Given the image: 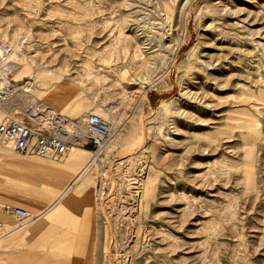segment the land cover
<instances>
[{
  "label": "rangeland",
  "instance_id": "1",
  "mask_svg": "<svg viewBox=\"0 0 264 264\" xmlns=\"http://www.w3.org/2000/svg\"><path fill=\"white\" fill-rule=\"evenodd\" d=\"M0 43L11 47L0 72L31 84L21 105L40 123L53 128L52 111L108 120L103 148L74 132L59 160L81 149L84 163L100 161L85 172L90 264H264V0H0ZM88 61L107 76L81 77ZM12 199L28 221L44 207ZM83 213L70 219L87 226ZM58 223L34 260L85 264L84 249L53 247Z\"/></svg>",
  "mask_w": 264,
  "mask_h": 264
},
{
  "label": "crops",
  "instance_id": "2",
  "mask_svg": "<svg viewBox=\"0 0 264 264\" xmlns=\"http://www.w3.org/2000/svg\"><path fill=\"white\" fill-rule=\"evenodd\" d=\"M34 158L27 155L14 161L10 156L0 159V199H5L0 201V264H49V260L43 263L35 261L37 257L34 254L38 251L40 233L45 232L48 227L55 228V222H59L58 225L64 228L56 230L60 234L55 235L53 247H67L76 251L84 249L85 264H90L94 239V199L90 186L82 182L83 170L74 167L73 159L65 158L56 163L46 161L47 159L35 161ZM32 160L51 170L30 171ZM13 182L23 184L24 189L15 191L11 185ZM22 196L32 204L39 201L43 203L42 211L31 221L19 219L13 213L14 208H23L14 206L16 203L12 198ZM81 207L84 208L82 216L87 226L70 219L78 218L77 213ZM22 239L27 245L31 244V247L18 250V242ZM20 253H26V256L19 258ZM46 258L50 259L52 256L46 255Z\"/></svg>",
  "mask_w": 264,
  "mask_h": 264
},
{
  "label": "built area",
  "instance_id": "3",
  "mask_svg": "<svg viewBox=\"0 0 264 264\" xmlns=\"http://www.w3.org/2000/svg\"><path fill=\"white\" fill-rule=\"evenodd\" d=\"M11 51V47L0 43V59ZM29 84V85H27ZM31 84H14L0 72V140L11 141L13 150L19 155H36L59 159L67 149V142L60 134L51 133L31 115V108H22L21 98L28 93ZM34 111V110H33ZM87 139L94 149H101L106 142L110 127L97 115H90L86 121ZM98 136V137H95ZM14 215L28 219L24 209L14 208Z\"/></svg>",
  "mask_w": 264,
  "mask_h": 264
},
{
  "label": "bare ground",
  "instance_id": "4",
  "mask_svg": "<svg viewBox=\"0 0 264 264\" xmlns=\"http://www.w3.org/2000/svg\"><path fill=\"white\" fill-rule=\"evenodd\" d=\"M114 43L113 44H110V47L106 50V51H104L102 54H101V57H102V62L105 64H107V62L108 61H110V59H111V56L114 54V47L116 46V44H117V40H115V41H113ZM112 43V42H111ZM140 52L136 49V51H134V53H133V55H132V60H137L139 57H140ZM4 57V55H2V58ZM123 70H124V68H123ZM80 71H81V74H80V76L81 77H83V78H86V79H89V78H93V79H95V80H97V79H99L100 77H102V78H104V77H106L107 76V72H106V70H104V69H97L96 67H94L93 66V64L90 62V61H88V62H86V63H84L83 65H82V67H81V69H80ZM111 74V73H110ZM124 72H121V74L120 75H118L117 73H114L113 74V77H114V81H116V82H121V80H123L124 79ZM28 92H29V90H28ZM123 94V93H122ZM122 97V96H121ZM124 97V96H123ZM256 100L257 101H259L261 104H263L264 105V95H260V97L259 98H256ZM65 102V100H61V99H57V100H52V102H50V104H52V105H55V106H58V105H60V104H63ZM259 103V104H260ZM260 107V106H259ZM51 111V110H50ZM32 112H33V115L32 116H34V112L35 111H33V109H32ZM52 114H55L57 117H56V120H58V123H55L54 124V127L53 128H51V129H49V126L48 125H46V124H44L43 123V125L47 128V130L49 131V132H51V133H55V134H60V135H62L63 136V138L66 140V142H67V149H66V152L63 154V156H61V157H59V159H53V158H48V157H39V156H36V155H32V156H36V157H38V158H40V159H37V158H34L35 159V161H40V162H42L43 160H41V158L43 159V158H45V159H49V160H52V161H54V162H59V160H61L64 156L66 157V154L68 153V151L69 150H72L73 151V149L71 148V145H73V144H75V142H76V139H74V140H72L71 138H69L68 137V134H72V133H74V132H76V134L78 135V138H81V139H84L85 140V142L86 143H90L89 141H88V139L86 138L87 137V131H86V121H87V119L90 117V116H87L85 119H83V120H81L80 122L81 123H79V122H71L69 119H67V118H65V117H63L61 114H56V113H54L53 111H52ZM98 114H100L101 116H103L104 117V114L101 112V111H99V113ZM2 115H3V113L2 112H0V122H1V120H2ZM91 115H93V114H91ZM99 117V116H98ZM34 119H36V121H38L39 123H40V121L38 120V118H34ZM101 119V118H100ZM102 122H104L105 124H107L108 126H109V124L107 123L108 122V120L107 119H103V121ZM41 124V123H40ZM59 124H61L62 125V127L61 126H59ZM84 126V127H83ZM110 127V126H109ZM64 130V132H62ZM95 137H98V136H95ZM7 141V140H6ZM79 140L77 139V142H78ZM9 142V141H8ZM10 143V148H11V150L15 153V154H17L14 150H13V146H12V143H11V141L9 142ZM107 145H110V144H107ZM8 151H7V148H2L1 146H0V157H7V156H5L4 154H6ZM74 154H75V158L72 160V164L74 165V167L77 169V168H81V170H83L84 169V164H86L85 166V171L83 170V179H82V182H85V183H87V184H90L91 183V174H88V173H85V172H87L88 171V168L90 169V170H93V171H97L96 169H97V162L95 161V160H93L92 162H91V164L88 162V164L87 163H84V158L88 155V153L85 151V150H74ZM17 155H19V154H17ZM9 156V155H8ZM19 156H27V155H19ZM11 158H12V160L14 161V160H17V158H15L14 156H10ZM99 159V158H98ZM34 160H32V162H30V165H29V170L30 171H33V172H35V171H41V172H43V171H50L51 169H49L48 167H46L45 165H42V164H40V163H37V162H35ZM100 162V161H99ZM98 162V163H99ZM95 164V165H94ZM73 165H70V166H73Z\"/></svg>",
  "mask_w": 264,
  "mask_h": 264
}]
</instances>
